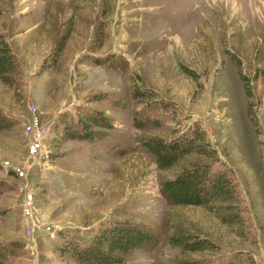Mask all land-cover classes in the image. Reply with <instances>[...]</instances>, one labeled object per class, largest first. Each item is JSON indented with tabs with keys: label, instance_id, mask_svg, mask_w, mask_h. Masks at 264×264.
Instances as JSON below:
<instances>
[{
	"label": "rangeland",
	"instance_id": "1",
	"mask_svg": "<svg viewBox=\"0 0 264 264\" xmlns=\"http://www.w3.org/2000/svg\"><path fill=\"white\" fill-rule=\"evenodd\" d=\"M0 32L18 68L0 77L11 121L0 129V239L13 250L3 264H83L73 244L111 220L158 235L113 264H264V0H0ZM87 108L113 126L61 138ZM195 135L234 177V220L162 190L180 164L160 167L145 141ZM183 231L215 250L172 243Z\"/></svg>",
	"mask_w": 264,
	"mask_h": 264
},
{
	"label": "trees",
	"instance_id": "2",
	"mask_svg": "<svg viewBox=\"0 0 264 264\" xmlns=\"http://www.w3.org/2000/svg\"><path fill=\"white\" fill-rule=\"evenodd\" d=\"M17 70V63L11 52V47L0 32V77L9 81L8 75ZM245 83L249 93L247 81ZM80 113L82 114L77 117L76 121L71 115L64 122L62 129L57 128L61 138H95L104 133L102 128L113 126L112 119L103 112L87 108ZM10 125L11 121L0 112V129ZM197 137L199 140L196 139ZM145 143L156 155L160 167L180 164V169L175 173V176L162 183V190L172 203L210 205L215 210L227 209L230 212L226 219H235L236 212L232 211L233 206L230 204L237 198L234 177L228 169L212 168L211 160L215 158L214 148H211L207 140L196 135L190 138L185 137L180 142L151 136ZM201 153L206 156L205 160L196 158ZM157 236L153 229L141 227L130 220H111L96 231L88 244L81 246L74 243L72 251L78 261L83 264L122 263L127 253L155 243ZM171 242L183 245L184 249L190 252L214 251L216 247L215 241L208 235L189 231L173 235ZM65 247L63 246V249ZM11 251H13L12 248L0 239V264L7 260ZM207 261L205 259H186L180 260L176 264H209Z\"/></svg>",
	"mask_w": 264,
	"mask_h": 264
},
{
	"label": "built area",
	"instance_id": "3",
	"mask_svg": "<svg viewBox=\"0 0 264 264\" xmlns=\"http://www.w3.org/2000/svg\"><path fill=\"white\" fill-rule=\"evenodd\" d=\"M38 126V116L36 114L33 115V119L32 121L28 124L27 128L31 131L36 130L35 127L37 128ZM37 132V131H36ZM40 136H43L42 134H40ZM42 141L41 139H38L37 137L31 141L30 143V151L32 153H40L42 151ZM17 172L19 174H23V170L17 168L16 169ZM31 208H32V196L29 195L28 196V200H27V205H26V209H27V213L31 214Z\"/></svg>",
	"mask_w": 264,
	"mask_h": 264
}]
</instances>
